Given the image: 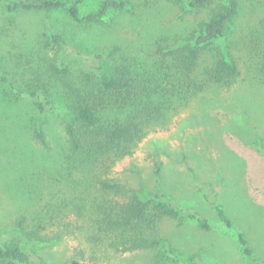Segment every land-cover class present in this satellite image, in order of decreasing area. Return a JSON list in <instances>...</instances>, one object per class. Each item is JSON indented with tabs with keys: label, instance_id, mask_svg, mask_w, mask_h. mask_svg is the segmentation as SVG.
<instances>
[{
	"label": "rangeland",
	"instance_id": "1",
	"mask_svg": "<svg viewBox=\"0 0 264 264\" xmlns=\"http://www.w3.org/2000/svg\"><path fill=\"white\" fill-rule=\"evenodd\" d=\"M102 1L83 0L82 13ZM126 1L124 9H111L104 20L86 23L63 10L9 12L0 0V237L28 233L43 264H150L156 259L158 250L120 252L89 237L97 215L93 202L101 192L91 168H69L68 84L85 66L74 52L106 51L107 68L126 63L137 78L155 77L157 41L187 42L219 5L195 9L175 0ZM240 1L225 36L203 53L195 80L205 81V87L161 109V117L144 126L134 153L114 169L145 193L167 191L215 225L205 231L194 219L160 221L157 235L186 264H250L236 231L223 226L203 198V187L216 193L246 233L255 260L264 264V153L256 148H264V78L257 71L264 51V0ZM52 32L65 43L46 45ZM217 54L238 64L231 85L208 79ZM60 58H67L71 69L66 78L47 70ZM14 87H46L54 108L40 113ZM108 113L113 116L115 110ZM36 129L44 132L46 143L36 137Z\"/></svg>",
	"mask_w": 264,
	"mask_h": 264
},
{
	"label": "trees",
	"instance_id": "2",
	"mask_svg": "<svg viewBox=\"0 0 264 264\" xmlns=\"http://www.w3.org/2000/svg\"><path fill=\"white\" fill-rule=\"evenodd\" d=\"M82 1L3 0L9 12L41 11L49 15L55 10H63L72 19L86 23L102 21L111 9L122 10L127 6L126 0H103L96 10L82 13ZM175 1L195 9L215 3L219 6L209 19L199 23L187 42L162 44L157 41V76L137 78L131 65L126 63L107 68L105 60L109 54L106 51L91 54L76 51L74 56L85 66L78 80L68 84L69 119L65 132L71 152L69 168H91L94 171V184L101 192V196H97L93 202L97 215L90 225L94 234L89 237L100 242L107 241L110 247L120 252L158 250L156 259L150 264H186L157 235L163 218L194 219L205 231L213 230L215 225L194 208L181 206L165 190L145 193L137 189L115 175V166L134 153L138 140L143 136L144 126L160 118L161 109H167V104L174 102V99L187 98L195 90L205 87V81L195 80L203 53L209 45L225 36L241 7L240 0ZM52 42L63 44L65 39L52 32L46 45ZM213 58L207 69L208 79L220 84H233L239 75L237 62L222 54ZM47 70L58 78H66L71 72L67 58L49 62ZM257 71L264 78V51ZM14 92L18 97L33 101L40 113L54 108V100L46 87L26 90L14 87ZM110 110H115L113 116L109 115ZM35 133L42 143H46L42 130L36 129ZM256 148L264 153V148ZM161 169L162 166L158 165L157 172H161ZM200 191L220 223L236 231L241 251L250 264H260L255 260V251L246 233L236 227L216 193L209 187H203ZM32 245L33 240L28 233H21L18 237L15 233L0 237L1 264H43Z\"/></svg>",
	"mask_w": 264,
	"mask_h": 264
}]
</instances>
